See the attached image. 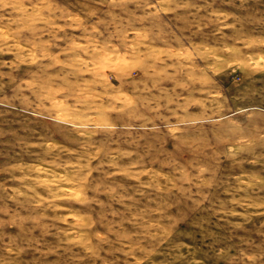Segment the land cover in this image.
Segmentation results:
<instances>
[{"label":"rangeland","instance_id":"rangeland-1","mask_svg":"<svg viewBox=\"0 0 264 264\" xmlns=\"http://www.w3.org/2000/svg\"><path fill=\"white\" fill-rule=\"evenodd\" d=\"M0 264H264V0H0Z\"/></svg>","mask_w":264,"mask_h":264}]
</instances>
